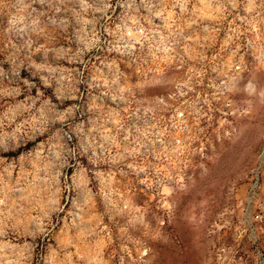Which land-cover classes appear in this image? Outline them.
<instances>
[{
  "label": "rangeland",
  "instance_id": "rangeland-1",
  "mask_svg": "<svg viewBox=\"0 0 264 264\" xmlns=\"http://www.w3.org/2000/svg\"><path fill=\"white\" fill-rule=\"evenodd\" d=\"M263 134L264 0H0V264H243Z\"/></svg>",
  "mask_w": 264,
  "mask_h": 264
},
{
  "label": "built area",
  "instance_id": "built-area-1",
  "mask_svg": "<svg viewBox=\"0 0 264 264\" xmlns=\"http://www.w3.org/2000/svg\"><path fill=\"white\" fill-rule=\"evenodd\" d=\"M233 71H237L246 76L250 73V66L248 61L237 60L232 64ZM249 81L244 84L248 87ZM245 110L243 106V111ZM264 135V134H263ZM249 182L247 186V199L246 202L252 203L258 212L253 216L255 220L263 221L264 212V139L258 148L253 164L249 170ZM257 241V240H256ZM221 256V255H220ZM229 264V263H228ZM243 264H264V245L256 243L253 256L251 259L246 260Z\"/></svg>",
  "mask_w": 264,
  "mask_h": 264
}]
</instances>
